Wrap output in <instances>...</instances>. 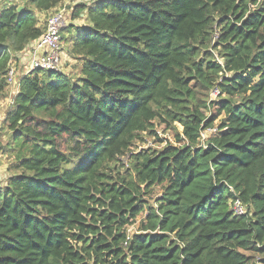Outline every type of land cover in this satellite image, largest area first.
I'll list each match as a JSON object with an SVG mask.
<instances>
[{"label": "trees", "instance_id": "trees-1", "mask_svg": "<svg viewBox=\"0 0 264 264\" xmlns=\"http://www.w3.org/2000/svg\"><path fill=\"white\" fill-rule=\"evenodd\" d=\"M19 1L0 12V102L10 61L45 31L37 14L64 2ZM82 14L62 36L76 76H22L4 120L0 264H264V0ZM157 128L173 143L130 152L162 142Z\"/></svg>", "mask_w": 264, "mask_h": 264}, {"label": "built area", "instance_id": "built-area-1", "mask_svg": "<svg viewBox=\"0 0 264 264\" xmlns=\"http://www.w3.org/2000/svg\"><path fill=\"white\" fill-rule=\"evenodd\" d=\"M106 0H87V4L101 2ZM66 12L62 9H55L46 20V27L44 33L34 42H32L25 52L28 57V71L26 75L32 71L40 70L46 72L63 73L64 61L62 53V31L67 26ZM7 86L16 85V71L10 63L7 73L5 75ZM219 96V90L214 88L210 93V100H215ZM216 129L211 128L202 134V139H205L209 134H215ZM159 135V132L157 131ZM7 182V176L0 175V187ZM231 209L235 216L245 214V207L239 202L234 201ZM128 229V235L131 233ZM129 239L127 236L126 240Z\"/></svg>", "mask_w": 264, "mask_h": 264}, {"label": "rangeland", "instance_id": "rangeland-1", "mask_svg": "<svg viewBox=\"0 0 264 264\" xmlns=\"http://www.w3.org/2000/svg\"><path fill=\"white\" fill-rule=\"evenodd\" d=\"M8 3H14L16 5L21 4V2L19 0H0V12L5 7L8 6ZM86 3H87V0H64V2L60 6H58L56 9L64 10L66 12L67 22L68 23H71V22L73 23L72 13H73V11L75 9V6L79 5V4H86ZM51 13H53V11ZM51 13H44L43 15H39L38 16V19H39V22H40V26L45 27L46 20H47L48 16ZM74 21H75L74 23L77 24V25L78 24H83V20L81 18L75 19ZM68 23H67V26H68ZM65 28L63 29L64 31L62 32L63 40H64V35L66 33V31H65L66 29ZM64 45L65 44L62 42L61 47L64 48ZM67 62H68V66L70 67L69 72H67L68 76L75 77L76 74H77V70H78L77 63L75 65V62L73 60H71V59H68ZM12 66L15 67L14 64H12ZM22 70H23V66H20V71L22 72ZM207 114L210 115L211 112H210V114L209 113H207ZM222 117L223 116H220L216 120L215 123H218L219 120H221ZM7 129H8L7 127H5V129L1 128V124H0V137L3 138V139L0 138V143H1L2 140H4L3 135L6 136L4 142H6V144L9 142V136H10L9 134H10V132ZM178 130L180 131L181 128L178 127ZM157 131L159 132L158 137H159V139L162 140V142L157 141V139H154L153 137H150V136H147V135H143L141 140L136 141V143L134 144V146L132 147L130 152L131 153H135V152H139L141 150H147V149L156 150V149L161 148L163 145H165L166 142L173 143L174 134H173L172 131H167V132L164 133L161 128H157ZM0 159H1L0 163L2 164V167H3L2 168L3 172H0V175L1 174L6 175L7 178H8L9 175L6 174V173L8 171V166H9L8 164L9 163L7 162L6 155H5L4 159L3 158H0ZM123 160H124L123 162L126 163V159L124 158ZM134 230H136V226L132 227L131 232H133Z\"/></svg>", "mask_w": 264, "mask_h": 264}, {"label": "crops", "instance_id": "crops-1", "mask_svg": "<svg viewBox=\"0 0 264 264\" xmlns=\"http://www.w3.org/2000/svg\"><path fill=\"white\" fill-rule=\"evenodd\" d=\"M39 15H43V13L42 14H37V16H39ZM80 18L83 20V24H78L77 25V24L74 23L75 21L73 20V23L72 22L68 23V25L69 24H73L75 26H87L85 16L82 14ZM29 46L26 48V50L23 53H20V54L16 55V58L12 59L10 61V63L14 64V66H15L14 68H15V71H16V81H17V83L14 86H8L7 87V90H6L7 97L0 102V122H1L0 124H1V128H4V129H5V127H7L4 124V120L6 118L7 113L9 112L10 105L13 103L14 97L16 96V94L18 92L19 81H20L21 77L26 75V72L28 71V60L29 59H28L27 55L25 54V52L28 50ZM62 53H63V61H64L63 73L67 74V72H69V69H70V67L68 66L67 60L71 59V58L67 54L66 45H64V48L62 47ZM71 60H73V59H71ZM73 61L75 62V65H76V61L75 60H73ZM20 66H23L22 72L20 71ZM3 137H4V140H5L6 136L3 135ZM0 138L3 139L2 137H0ZM4 140H2L1 143H0V149L3 148L6 145V142H4ZM0 158H3V159L5 158V155H3L1 150H0ZM2 168H3L2 164L0 163V172H3ZM6 174H8V172Z\"/></svg>", "mask_w": 264, "mask_h": 264}, {"label": "water", "instance_id": "water-1", "mask_svg": "<svg viewBox=\"0 0 264 264\" xmlns=\"http://www.w3.org/2000/svg\"><path fill=\"white\" fill-rule=\"evenodd\" d=\"M23 9H24L23 6H19V7L17 8V12H18V13H21V12L23 11Z\"/></svg>", "mask_w": 264, "mask_h": 264}]
</instances>
